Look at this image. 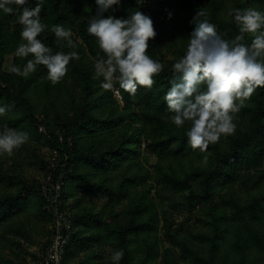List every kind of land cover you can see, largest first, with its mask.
I'll list each match as a JSON object with an SVG mask.
<instances>
[{
  "label": "trees",
  "instance_id": "trees-1",
  "mask_svg": "<svg viewBox=\"0 0 264 264\" xmlns=\"http://www.w3.org/2000/svg\"><path fill=\"white\" fill-rule=\"evenodd\" d=\"M11 6V14L0 11V106L6 108L0 116V130L6 124L60 151L55 175L65 174L63 198L74 212L82 205L80 198L72 202L80 190L104 195L112 208L130 200L123 224L104 221L86 207L75 213L76 232L67 247L66 264H96L94 246L102 248L107 243L123 249L120 264H157L162 218L146 187L171 196L172 208L182 204L192 214L205 207L200 231L179 236L180 231L171 233L168 228V242L189 264H264V87L257 88L233 114L234 133L209 144L205 152L191 148L186 136L190 122L181 128L172 124L164 101L176 79L172 65L186 53L196 12L203 11L216 25L217 34L231 40L239 30L230 13L245 8L264 11V0H121L114 5L105 16L127 19L139 10L152 18L157 34L149 41L147 54L163 64V70L153 77V87L140 86L134 95L119 89L114 81L113 88L120 92L122 102L113 89L100 87L103 77H96L94 65L104 54L96 38L87 32L97 11L96 0H45L42 6L41 22L47 28L38 39L53 53L75 51L80 57L69 62L66 76L56 84L48 79L43 65L27 77L4 69L10 56L13 65L21 69L32 59L31 55H15L24 42L19 23L22 6ZM25 6L35 7V0ZM56 24L71 29L74 47L56 38L51 31ZM253 39V34L247 33L244 42L251 45ZM169 41L175 58L165 62L161 52ZM40 124L50 131L51 139L39 132ZM58 131L64 134L65 142H59ZM145 151L160 159L154 171L143 166ZM12 155L25 163L38 159L29 143L14 149ZM183 161L189 163V171L179 174L174 163ZM20 162V166L25 165ZM113 171L121 175L116 184L112 183ZM39 183H29L16 169L0 164V232L27 237V230L17 227L16 222L32 207L53 224ZM238 184L246 188V196L239 195ZM132 189L140 190L135 197L130 195ZM139 240L143 247L135 251L133 244ZM165 253L167 264H178L172 261L170 250ZM0 264L14 263L0 256Z\"/></svg>",
  "mask_w": 264,
  "mask_h": 264
},
{
  "label": "clouds",
  "instance_id": "clouds-1",
  "mask_svg": "<svg viewBox=\"0 0 264 264\" xmlns=\"http://www.w3.org/2000/svg\"><path fill=\"white\" fill-rule=\"evenodd\" d=\"M29 2L0 0V11L6 14L13 13L12 4L22 6L19 23L23 26L20 35L24 42L18 46L15 55L32 56L22 69L13 65L9 71L27 77L38 65H43L47 68L48 79L53 84L59 83L67 74L69 62L78 60L79 54L75 51L53 53L38 39L47 28L40 17L45 0H35V7L25 6ZM120 3L121 0H96L97 11L89 20L87 32L96 38L104 54L94 65L96 77H103L100 87L111 90L115 81L119 89L134 95L140 86L153 87V77L163 70V64L147 54L149 41L157 34L149 15L139 10L127 19L104 15ZM230 15L234 17L239 35L226 40L217 34L216 25L203 11L196 12L186 53L172 65L176 79L164 96L171 123L181 128L190 122L186 132L188 144L201 152H205L209 144L234 133L233 114L239 112L245 99L257 88L264 87V11L235 9ZM51 31L56 38L64 39L74 47L70 28L56 24ZM247 33L254 36L251 45L244 42ZM5 113L6 108L0 106V116ZM29 140L27 132L5 124L0 130V156L12 155L14 149ZM123 256V249L113 250L112 264H120Z\"/></svg>",
  "mask_w": 264,
  "mask_h": 264
},
{
  "label": "rangeland",
  "instance_id": "rangeland-1",
  "mask_svg": "<svg viewBox=\"0 0 264 264\" xmlns=\"http://www.w3.org/2000/svg\"><path fill=\"white\" fill-rule=\"evenodd\" d=\"M161 58L163 61L168 62L175 58L173 44L166 42L162 48ZM13 66V57L10 56L7 58L4 69L7 72L9 68ZM138 111H136L137 113ZM29 146L34 150L35 155L38 156V159L33 162L25 161L20 162V158L15 155H3L0 156V164H3L6 169H16L18 173L21 174L22 179L29 182H40L47 177V164L51 159L50 149L30 138ZM173 148H175L173 146ZM143 166L149 170L154 171L156 164L160 162V159L148 151L142 153L141 158ZM25 163V165L20 166L18 164ZM43 162V163H42ZM49 165V164H48ZM175 170L181 174L184 170L189 171V163L183 161L182 164L175 162ZM136 171V168L133 170ZM121 175L117 171L112 172V183L116 184L120 180ZM152 182V181H151ZM92 184V183H91ZM151 193L158 204L159 211L161 213V226L158 231L159 239V249L160 256L157 259V264H167L164 256L166 249L170 250L173 254L172 261H178V264H189V261L182 257L180 250L177 247L172 246L168 242V228L171 233L175 231H180L179 236L185 235L189 232H198L202 228L203 224V213L205 207H198L195 213H188L186 208L182 204L176 205L175 208H172L170 204V197L164 194H157V188L146 189ZM236 189L240 196H246V188L238 184ZM140 190L132 189L130 192L131 197H135ZM89 192V193H88ZM80 198L82 205L80 208L75 209V213H78L81 208H88L93 212V214H100L101 218L104 221H111L113 224H123L129 210L130 200L125 199L123 202L112 208L108 204V200L104 195L93 194L90 191L80 190L77 192V196L72 198V202L75 199ZM177 201H180L177 197ZM167 218V219H166ZM17 227L27 230V237L23 238L18 235L7 234L6 232H0V256L12 261L14 264H38L39 256L41 255L43 249L45 248L51 233L52 223L40 214L37 213L35 208H30L28 213H25L17 220ZM12 242L14 244H12ZM143 247V242L135 241L133 244V250L139 251ZM115 250V246L111 243L105 244L102 248L100 245L96 244L94 246V254L98 255V260L96 264H105L111 263L110 259L112 251Z\"/></svg>",
  "mask_w": 264,
  "mask_h": 264
},
{
  "label": "built area",
  "instance_id": "built-area-1",
  "mask_svg": "<svg viewBox=\"0 0 264 264\" xmlns=\"http://www.w3.org/2000/svg\"><path fill=\"white\" fill-rule=\"evenodd\" d=\"M114 90V88H113ZM115 97L122 102V96L118 90H114ZM39 132L51 139L50 131L40 124ZM59 142H65L64 134L57 132ZM71 146V139L68 140ZM51 159L49 161V174L40 181L39 192L46 202V210L53 219L51 228V236L48 245L40 255L38 264H66L65 257L67 247L76 232L75 212L68 208L63 198L65 174L61 173L56 176V168L60 159V151L58 149H50Z\"/></svg>",
  "mask_w": 264,
  "mask_h": 264
}]
</instances>
